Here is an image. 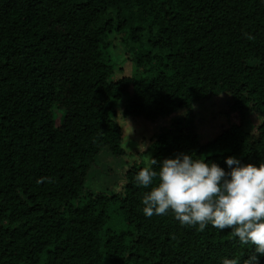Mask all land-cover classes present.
Wrapping results in <instances>:
<instances>
[{
  "label": "trees",
  "instance_id": "trees-1",
  "mask_svg": "<svg viewBox=\"0 0 264 264\" xmlns=\"http://www.w3.org/2000/svg\"><path fill=\"white\" fill-rule=\"evenodd\" d=\"M121 116L172 117L110 173ZM180 152L264 161V0H0V264H242L230 229L143 214L135 174Z\"/></svg>",
  "mask_w": 264,
  "mask_h": 264
},
{
  "label": "clouds",
  "instance_id": "clouds-1",
  "mask_svg": "<svg viewBox=\"0 0 264 264\" xmlns=\"http://www.w3.org/2000/svg\"><path fill=\"white\" fill-rule=\"evenodd\" d=\"M145 167L134 176L138 186L149 189L141 198L147 217L171 213L181 226L230 229L241 245H250L242 264H260L264 257V161L242 163L229 155L224 163L194 158L180 152ZM221 264H241L224 258Z\"/></svg>",
  "mask_w": 264,
  "mask_h": 264
},
{
  "label": "rangeland",
  "instance_id": "rangeland-1",
  "mask_svg": "<svg viewBox=\"0 0 264 264\" xmlns=\"http://www.w3.org/2000/svg\"><path fill=\"white\" fill-rule=\"evenodd\" d=\"M126 47V45L124 46ZM119 66H122V61L119 60ZM225 98L223 95L216 99L217 104L223 103L225 101ZM199 102L194 103L195 108L197 109V118L195 119V124L197 125L198 132L200 136L202 134H211L213 132H218L223 125V120L219 115H216L215 117L212 116V113H216V108L213 107V103L211 99L207 100V102L202 103L200 105H196ZM180 113L182 111H179ZM207 114V118L203 117ZM178 115V113H177ZM172 117V116H171ZM169 117V118H171ZM167 117L159 118L154 122H145L140 119H136L132 122L129 120L121 117H118L119 123L122 124L124 128V137H123V145L126 148V155L125 158L116 159L111 155H105L103 156V162H105L108 166V170L110 173L114 172L115 170H122L124 161L126 162H133L138 163L140 160L141 162L148 163L149 162V156L148 153H144L143 155L139 156V154H135L136 150L142 149L145 144H147L148 140L146 139L147 135L149 133H152L153 131H156L160 129L161 127L166 126V124L169 122ZM250 119L252 123L255 125L258 124L261 121V118L257 117L256 114H251ZM58 120V119H57ZM128 151V152H127Z\"/></svg>",
  "mask_w": 264,
  "mask_h": 264
}]
</instances>
